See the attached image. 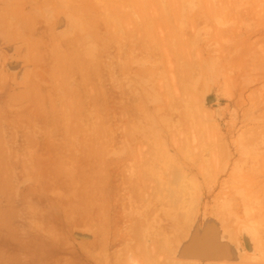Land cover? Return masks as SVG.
Returning a JSON list of instances; mask_svg holds the SVG:
<instances>
[{
    "label": "rangeland",
    "instance_id": "1",
    "mask_svg": "<svg viewBox=\"0 0 264 264\" xmlns=\"http://www.w3.org/2000/svg\"><path fill=\"white\" fill-rule=\"evenodd\" d=\"M10 1L44 47L6 130L73 197L28 198L31 262L264 264V0Z\"/></svg>",
    "mask_w": 264,
    "mask_h": 264
},
{
    "label": "crops",
    "instance_id": "2",
    "mask_svg": "<svg viewBox=\"0 0 264 264\" xmlns=\"http://www.w3.org/2000/svg\"><path fill=\"white\" fill-rule=\"evenodd\" d=\"M10 3V0H0V124H4L3 132L0 128V264H33L29 257L28 224L35 222V217L28 218V198L73 197L60 191L58 178H49L42 183L36 180L38 171L47 172L55 164L59 165V148L29 146L26 132L15 136L18 142L12 132L6 130L5 124L11 128L13 107L23 110L37 105L35 93L42 79L38 62L44 47L38 32L27 29L21 20L13 21L15 16L10 11ZM32 3H38V0ZM66 4L61 1L51 5L49 12L59 20L58 25L60 22L72 26L86 24L89 14L85 9ZM72 26L62 32L71 31ZM15 121L32 123L38 120L33 115H26L25 119L19 117ZM13 140L17 144H13ZM29 170L32 176L27 173ZM30 208L36 209L33 203ZM49 261L54 264V260ZM34 264H38L37 258ZM40 264H44V259ZM55 264H61V261L58 259Z\"/></svg>",
    "mask_w": 264,
    "mask_h": 264
},
{
    "label": "bare ground",
    "instance_id": "3",
    "mask_svg": "<svg viewBox=\"0 0 264 264\" xmlns=\"http://www.w3.org/2000/svg\"><path fill=\"white\" fill-rule=\"evenodd\" d=\"M261 233V232H260ZM261 237V236H260ZM191 260V259H190ZM181 264L183 263L182 261L180 262ZM122 264V263H121ZM224 264V263H223Z\"/></svg>",
    "mask_w": 264,
    "mask_h": 264
}]
</instances>
